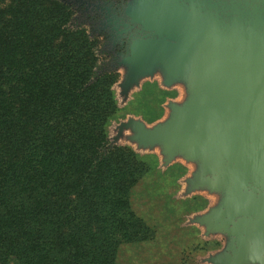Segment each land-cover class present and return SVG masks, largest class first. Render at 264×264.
<instances>
[{"label":"trees","instance_id":"16d2710c","mask_svg":"<svg viewBox=\"0 0 264 264\" xmlns=\"http://www.w3.org/2000/svg\"><path fill=\"white\" fill-rule=\"evenodd\" d=\"M74 13L60 0H0V264H117L122 245L155 234L135 206L146 205L152 175L173 187L162 198L181 208L178 225L208 206L201 196L176 198L186 167L138 138V127L165 125L155 88L144 83L120 108L119 74L97 72L100 37L134 40L141 25L126 12L117 26L97 13L74 24ZM156 146L162 163L139 152ZM202 216L190 224L205 228L196 222Z\"/></svg>","mask_w":264,"mask_h":264},{"label":"rangeland","instance_id":"374dc122","mask_svg":"<svg viewBox=\"0 0 264 264\" xmlns=\"http://www.w3.org/2000/svg\"><path fill=\"white\" fill-rule=\"evenodd\" d=\"M60 1L75 12L74 24L81 22L86 25L85 22L88 21L84 18L83 11L90 6L97 8L104 20H107L105 22L114 26H117L116 20L121 19L124 12L128 23L143 24L141 28L143 33L134 40L123 37V41L120 42H111L108 39L105 41L106 32L105 36L100 37L102 45L98 51L100 58L97 72L108 70V72L117 71L119 74L113 90L120 108L139 94L141 86L146 83L155 88L153 99L162 103L159 122H166L172 118H191L197 124L194 131L198 157L187 160L182 155H178L172 161V164L180 163L187 170L178 181L179 187L175 197L184 199L201 196L207 200V208L186 216V222L178 225L177 220L173 218L180 215L181 208L174 207L166 197L162 198L163 192L169 195L170 190L174 191L173 187L167 189L169 182H163L164 179L159 175L150 176L145 187L147 188L146 205L143 199H140L135 206L137 215L155 227V234L149 241L122 245L118 252L117 264H231L232 261L224 258V254L228 252L226 246L229 237L223 232H213L206 236L204 227L190 224V221L196 216L207 214L212 208L218 209L219 206L223 207L233 202L242 205L243 214L246 215L244 218H248L244 221L253 224L246 240V257L240 258L238 263L264 264V207L260 205L262 198L258 194L259 189L264 188V125H262L264 124V72L262 73L260 69L264 66L260 67L261 63L257 64L258 60L264 62V0H187L192 3V7L195 5L196 9L184 8V10L171 0H122L125 3L121 5H117L120 0H93L95 6L89 5L85 0ZM149 6H152L155 13L145 16L144 12ZM207 13L218 14L219 18L225 19L226 25L235 18V23L230 29L236 26L239 32L247 37L243 35L227 37L224 34L226 40L219 34L216 36L221 26L209 27L203 30L201 35H192L200 38L202 47H198L194 53L189 51L180 57L178 70L166 71L160 64H156V55L148 52L151 46L147 35H144V32H149L145 28L153 25H158L159 28L164 26V32L176 36L183 33L187 25L191 26L200 18H206ZM116 14H118L117 19H115ZM94 21L98 22L96 19ZM86 29L88 30L87 27ZM112 47L115 50L112 51L113 53H108ZM250 48L255 50L254 54L257 58H253L252 54L248 53ZM125 50L131 51L125 52ZM222 50L227 51L217 56V52ZM208 53L209 55H206ZM147 60H151V67H146ZM128 64L131 66L134 64V67L142 66L138 67V72L142 75L124 90ZM162 90L165 96L157 94ZM250 112L251 116L255 117L256 123L258 122L256 141H254L256 145L253 149H248L246 146L249 143L246 136H230L221 143V146L218 144L219 140L216 141L214 137L211 141L209 137L206 143L201 138L202 125L208 124L211 127L221 122L230 124L235 120L247 119L245 115ZM215 128L217 127H212L217 132ZM217 135L220 137V134ZM223 137L226 138L225 134ZM120 143L133 145L127 140ZM203 145L207 146L205 156H203ZM132 148L136 149L134 145ZM147 150L139 152L157 154L162 163L158 146ZM251 152L257 153L254 158H251ZM202 163L220 172L216 175V180L221 179L220 182L224 187L217 186L210 189L203 186L188 190L190 181L194 180V175L198 173ZM142 190L143 187L136 189L138 193ZM165 205L172 209L164 210ZM188 226L196 227L199 233ZM256 241L259 242V250H262L261 260L255 252ZM217 242L219 247L214 249L213 245ZM209 243H213L212 247ZM178 254H182L184 260L176 259L179 258Z\"/></svg>","mask_w":264,"mask_h":264},{"label":"water","instance_id":"95a60500","mask_svg":"<svg viewBox=\"0 0 264 264\" xmlns=\"http://www.w3.org/2000/svg\"><path fill=\"white\" fill-rule=\"evenodd\" d=\"M177 3L178 7L182 10L184 8L188 9H196V6H191V2H187V0H171ZM155 12L152 10V6L147 7L144 14L145 16H149L154 14ZM211 13V12H210ZM206 14V18L202 17L198 20V22L190 25H187L186 30L178 34L176 36H170L169 32H164V26L160 27L158 25H153L150 28H145L149 32H144V35L148 37L149 44L151 48H148V52L154 53L156 55V64H160L162 68L166 71L170 70H178L179 68V58L182 57L187 52L194 53L197 51L198 47H202L201 40L199 37H194L192 35H201L203 30L209 27H219L216 36L218 34L223 36L226 34L227 37H239L242 36L236 28L232 26L235 23V18L231 19L229 25L225 24V19L219 18L218 14ZM141 16V17H145ZM139 23V22H138ZM141 28L143 27L142 23H139ZM183 31V30H182ZM224 32V33H223ZM185 33V34H184ZM224 37V36H223ZM243 37H247V35H243ZM226 40L227 38L224 37ZM138 50V49H137ZM210 50V49H207ZM227 50H222V52H217V56H220L221 53H224ZM253 51V53H252ZM215 53V52H214ZM248 53L252 54L253 58H257V55L254 54L255 50L250 48ZM206 55H209L206 54ZM151 60H147L145 62L146 67H151ZM261 63L260 67L264 66V62L261 60L257 61V64ZM129 65V64H128ZM134 65V64H133ZM129 65V69L127 72L126 80L127 83H124L123 88L124 90L127 89L131 82L135 81L138 77L142 75V73L138 72V66ZM262 69V73L264 72V68ZM152 68L150 69V71ZM261 77V76H260ZM259 81V80H258ZM250 114H246L245 117L247 119H242L239 121H234L233 123L226 124V122H221L219 124H213L211 127L210 125H202L203 134L201 138L206 143V141L213 140L212 138H216L215 140H219L218 144L221 146L222 142L229 138L230 136H246L249 143L246 146L251 149L256 145V136H257V124L256 119L254 116ZM262 125H264L262 123ZM197 124L191 118H172L165 122V125L158 126L153 131H142V127H138L137 130L140 132L138 133V138H141L142 141H145V145L149 144L150 146L154 144H160L163 148V153L166 155L165 162H169L174 155H182L187 160L195 159L198 157L196 154V139H195V131ZM212 127L215 128L217 132H215ZM220 134V137L217 135ZM225 134V137H223ZM203 156L207 155L206 152V145L202 146ZM257 153L251 152V158H254ZM201 162V161H200ZM198 175H194V180L190 181V187L188 190L194 188H201L203 186L209 187L210 189L213 187H224V184L216 180V175L220 172L213 168H210L208 164L202 166L198 169ZM222 174L224 172H221ZM219 183V184H217ZM261 196L260 205L264 207V188L259 189V193ZM240 204V203H239ZM238 203H229L225 206H219L218 209H210L209 212L202 217L196 219V222L200 225H204L206 228V233H213V232H223L228 237L227 249L228 252L224 254V258L229 261H232L231 264H239V259L243 256L246 257L247 254V243L246 240L251 233V227H253L252 223L245 222L244 218L246 215L243 214L242 205L239 206ZM259 242H255V252L257 253L258 259L261 260L262 250L260 251V245L258 246ZM259 253V254H258ZM261 255V256H260Z\"/></svg>","mask_w":264,"mask_h":264},{"label":"flooded vegetation","instance_id":"af4514ba","mask_svg":"<svg viewBox=\"0 0 264 264\" xmlns=\"http://www.w3.org/2000/svg\"><path fill=\"white\" fill-rule=\"evenodd\" d=\"M89 2V5H94V1L93 0H88ZM124 2H122V0H120V1H118V4L117 5H121V4H123ZM95 6V5H94ZM85 10L83 11V13L85 14V13H97V15L99 16V18L101 17L100 15H101V13L98 11V9L97 8H94V7H88L87 9L86 8H84Z\"/></svg>","mask_w":264,"mask_h":264}]
</instances>
